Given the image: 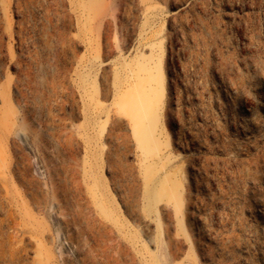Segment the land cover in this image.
<instances>
[{"label":"rangeland","instance_id":"obj_1","mask_svg":"<svg viewBox=\"0 0 264 264\" xmlns=\"http://www.w3.org/2000/svg\"><path fill=\"white\" fill-rule=\"evenodd\" d=\"M159 56L142 155L122 94ZM8 107L0 264H264V0H0ZM147 163L180 183L177 215L145 211Z\"/></svg>","mask_w":264,"mask_h":264},{"label":"bare ground","instance_id":"obj_2","mask_svg":"<svg viewBox=\"0 0 264 264\" xmlns=\"http://www.w3.org/2000/svg\"><path fill=\"white\" fill-rule=\"evenodd\" d=\"M147 60H150V57H147L146 60L139 62L137 65L138 69L144 74L142 76L137 75L132 87L129 86L124 90L120 107L130 119V131L134 137L136 147L140 149L142 155L154 154L153 152L159 146L158 137H155L154 132L160 119L159 110L162 104L161 97L163 93V82L160 75V56L156 61H150L151 65L143 66ZM152 83H154V86L151 85ZM8 98L7 96L3 99V104H9ZM2 109L5 110L4 108ZM14 116L15 111L10 107L7 108L4 114H0V142L8 140L7 137H9L8 135L12 129L11 120ZM5 153V149L0 148V164H3ZM142 170L144 198L146 200L145 211L151 213L155 210L157 203L166 201L172 205L176 215L181 212L183 202L181 200L180 183L177 180H170L168 175L159 174L161 170L160 165L147 163L142 167ZM102 188V183L98 185V182L93 181L90 193L94 199L99 198L96 205L101 214L110 218L114 217L115 215L112 214L113 209L110 204L111 200L107 196L101 195L103 194ZM99 191H101L100 194ZM44 258L48 259L47 257ZM154 264H170V261L166 254L160 252L158 255H155Z\"/></svg>","mask_w":264,"mask_h":264}]
</instances>
